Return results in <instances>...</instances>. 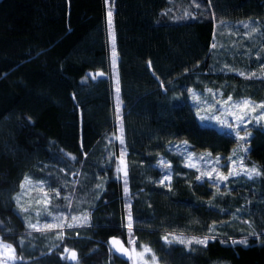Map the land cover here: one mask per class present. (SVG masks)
Here are the masks:
<instances>
[{"label": "trees", "instance_id": "trees-1", "mask_svg": "<svg viewBox=\"0 0 264 264\" xmlns=\"http://www.w3.org/2000/svg\"><path fill=\"white\" fill-rule=\"evenodd\" d=\"M248 33L264 61V0H0V239L15 248V264H75L62 258L65 248L79 264H130L109 251L112 237L130 251V238L137 250L147 245L159 264H264V129H253L245 157L262 173L258 181L230 183L228 191L197 180L175 150L187 142L194 152L226 156L238 144L201 124L190 97L208 87L264 101V77L249 72L261 63H232L231 46L247 44ZM97 72L105 75L93 79ZM122 152L127 194L123 173L114 172ZM168 173L170 187L160 183ZM25 177L43 182L52 215L88 214L89 222L65 228L63 239L60 228L29 229L15 200ZM153 193L165 199L160 213ZM29 220L53 224L48 216ZM171 234L216 239L207 247L168 244ZM244 239L247 246L231 242Z\"/></svg>", "mask_w": 264, "mask_h": 264}, {"label": "rangeland", "instance_id": "rangeland-1", "mask_svg": "<svg viewBox=\"0 0 264 264\" xmlns=\"http://www.w3.org/2000/svg\"><path fill=\"white\" fill-rule=\"evenodd\" d=\"M109 9L111 8L108 7L107 13ZM112 20H113V14H112ZM106 21H107V18H106ZM107 35H108V45H109V52H110L111 77H112L114 92L116 94L117 77H118V56L116 57V64L115 66H113L112 43L109 38L108 23H107ZM249 35L250 33L246 35L248 36L247 44H243L244 41H236L231 46L232 63L236 64V59L240 57H253L255 62H259L261 64L258 65L256 63V66H255L256 71H254V69H250L249 71L250 74L255 73V75L264 77V61H262L261 59V57H263V55H261L262 52L261 51L254 52L255 50H257V49H254L256 42H254V39H252L253 37ZM231 36L233 39L235 35L234 36L231 35ZM115 51H116V39H115ZM222 68L225 69L227 67L223 65ZM228 68L230 69L231 67H228ZM239 71L242 72L241 68ZM249 72L246 71L245 73H249ZM209 89H211L212 91L209 92L208 91ZM228 97L229 96L223 95L222 89H213V88L207 87L205 88L204 92L201 94L195 91H192V96L190 97V100L194 105L195 112H196L199 122L201 124L214 126L218 128L219 130L229 133L238 139V144L236 145V147L233 149V151L230 154L226 156L212 155V154L208 155L210 154L208 152H194L189 148V145L187 143L185 144L184 142L175 146V150L178 153H180V155L184 158L186 165H188V163L190 162L197 165V167H194V169L197 170L199 175L201 172L212 171L213 167H215L216 172H220V173H223L224 175H227L230 167H232V164L228 159L229 157H231L233 161L237 162L236 163L237 169H239L240 167L252 168L253 166H255L254 164H248L245 161L247 151H242V149L248 150L249 148L248 142L250 140V137L252 135L254 128L264 129V119L258 120V118L261 117L262 114H264V108L257 107V105L264 104V101L258 102L248 97H243L240 99H234L232 97V100L229 101L228 104H225L224 101H227ZM244 99L250 100L252 102V104L248 108H237L234 106ZM253 108L255 109V111L252 110ZM232 113H235L237 116H241L243 118L244 123L241 124L239 129H234V128L230 129L226 127L224 124H221L219 120L216 119V117H219L220 120H226L228 124L240 123V121L235 119V116H233ZM237 131H239L240 136H245L246 139L244 140L239 139V137H237L235 134ZM189 153L192 154L193 156V159L191 161H189L187 158ZM201 157H203V159H200ZM216 157L220 158L219 162L216 161ZM241 160L243 161L242 165L240 164ZM116 168L117 166H114V172L117 176ZM216 172H213V177H215ZM258 179H259V176H255L250 179L242 174L241 176H238L235 178L230 177L229 180L227 181H214L213 179H210L208 177H203L200 180L211 183L212 186H214V188L217 191H219L220 189H224L225 191H228L230 189V183L235 184V182L236 183L241 182V180L245 182H257ZM22 183H24V181ZM217 185L219 186V190L217 189ZM17 196H19L20 198L19 204H17V201H16L17 211L23 216L27 224L30 222L29 219L31 218L32 215H34L38 219L39 217L41 218L46 217V216L52 217L51 222L53 224L61 223L60 220L55 219L57 215H52V213L50 212V207L48 206V203L45 205L44 203L45 199H47L48 201L49 198L48 196L47 197L44 196V190L40 188L38 183H35L32 181V183L26 186L25 189H20V191L16 194L15 198ZM164 201L165 199L161 195L157 193L151 194L150 202H151L152 209L154 210L155 213H160L162 209H164L165 207ZM21 208H26L27 211L26 212L21 211L20 210ZM37 213H39V215H37ZM61 217L63 218V223L65 224V227L61 229V231H63L65 228H67V224L73 223L74 221L70 217L66 221V219L68 218L67 215H62ZM173 235L182 236V238L184 239H190L192 237L202 238L205 236V235L199 236V235H187V234H171L169 236L170 240H172ZM0 242L4 244H9L8 242H5L2 239H0ZM136 251L137 252L142 251V246L140 250L136 249ZM2 258H4V261H6V264L11 263V260L7 256H4ZM144 260L148 261V264H152L151 253L145 255ZM130 264H143V262L139 260V258L135 257V255L133 254V259L130 260Z\"/></svg>", "mask_w": 264, "mask_h": 264}, {"label": "snow or ice", "instance_id": "snow-or-ice-1", "mask_svg": "<svg viewBox=\"0 0 264 264\" xmlns=\"http://www.w3.org/2000/svg\"><path fill=\"white\" fill-rule=\"evenodd\" d=\"M107 23H108V28H109V38H110V41L112 43V63H113V66H115L117 53L115 51V30H114V25H113V20H112V11H111V9H109V11L107 13ZM245 27H247V25H245ZM213 47H215V45H213ZM150 64H151V62L149 61V65ZM239 74L241 76L244 75L243 72H240ZM104 75L105 74L103 72H97L95 74H92V78L95 79L96 77L104 76ZM251 75H255V73H253ZM87 78L88 77H85V79H87ZM119 91H120V89H119V80H118V77H117V86H116L117 99L119 98ZM208 91L211 92L212 90L209 89ZM197 99H198V97H197ZM231 100H232V97L229 96L228 100L224 101V103L228 104V102L231 101ZM251 104H252V102L250 100L244 99V100H241L238 104H236L234 106L237 107V108H248ZM257 107L264 108V104L257 105ZM252 110L255 111L254 108ZM117 112L119 113V104H117ZM232 115L235 116V119L240 121V123L228 124L226 122V120H220L219 117H216V119L219 120V122L221 124H224L226 127L230 128V129H232V128L239 129L241 124L244 123L243 118L241 116H237L235 113H232ZM259 119H264V114H262V116L259 117L258 120ZM120 131H121V136L117 137V139H119L121 145H123L124 141H123V138H122V133H123L122 123H121ZM235 134L241 140L246 139L245 136H240L239 131H237ZM249 135H250V133H249ZM184 143L186 144L187 142H184ZM242 151H247V149H242ZM125 154H126L125 152L121 153L120 162L117 165L116 173H117V177L118 178L120 176V173L121 172L123 173L124 192H125V194H127V192H128V188H127V175H128V173H127V166H126V164L124 163V160H123V157H124ZM234 154H235V152H234ZM68 155H69V157H71V154H68ZM208 155H211V154H208ZM71 158L75 159L74 157H71ZM187 158H188L189 161H191L193 159L192 154L189 153ZM200 159H203V157H201ZM219 159H220L219 157H216V161L217 162H219ZM228 159L231 162L232 167H230L227 175H224L223 173H220V172H216L215 167H213L212 171L201 172L200 175L197 176V180H200L203 177H208L210 179H213L214 181H227V180H229L230 177L231 178H235V177L241 176L242 174L244 176H246V177L251 179V178H253L255 176H260L262 174L260 172V170L258 168H256L255 166H253L252 168L240 167L239 169H237V167H236V163L237 162L233 161L231 157H229ZM242 163H243V161L241 160L240 164L242 165ZM159 165L161 167H163L164 169H168V168L171 167V164L168 163V162H165L163 159H161L159 161ZM187 166L190 167V168L197 167L196 164L191 163V162L188 163ZM213 172H216L215 177H213ZM171 179H172L171 173H168V174H166L163 177V179L160 181V183L162 185H164L165 181H168L169 183L167 185H165V186L170 187ZM31 183H32L31 179L29 177H25L24 178V183L21 184V189H25L26 186L30 185ZM39 186L42 189L43 188V182H39ZM98 187H99V185H98ZM217 189L219 190V186L218 185H217ZM56 195L59 196V192L58 191L56 192ZM44 196L47 197V193H44ZM15 199L17 201V204H19V199H20L19 196H17ZM44 203H45V205L48 203L47 199H45ZM128 208H129V211H128V214H127L126 229L128 231L129 237H131V233H132V215H131V205L130 204L128 205ZM20 210L24 211V212L27 211L26 208H21ZM37 215H39V213H37ZM55 219L60 220L61 223H59V224H47V225L38 226L37 224L29 222L28 223V228L32 229V230H35V231H40V232H43L45 230H49V229H52V228L63 229L65 227V224L63 223V218L61 216H57V217H55ZM89 219H90V217H89L88 214H85L83 217L73 216L72 220L73 221H79V223L78 224L69 223V224H67V227L68 228H72V227H76V226H81L82 227V226H84V224H87L89 222ZM0 224H2V221H0ZM214 227L215 226L213 225L212 227L209 228V233L213 232ZM29 235H31V232H29ZM57 238L58 239H63L64 238L63 231L58 233ZM163 239L168 244H171L173 241H176V242H178L180 244H183V245H186V246H191L193 243H195L197 245H201V246L207 247L209 241L210 240H215L216 236L215 235H205L202 238H200V237H192L190 239H184V238H182V236L173 235L172 240H169L168 236L163 237ZM231 242L233 244L239 243V244H243L245 246L248 245L247 239L240 240V241L233 240ZM19 243L23 244V240H20ZM109 245H110V248H109L110 252H114L117 255L124 256L127 259H129V260L133 259V254H134L135 257L139 258V260H141L143 262V264H148V261L144 260V257H145V255L151 253L152 264H158L157 257L155 255V253H153L151 248H149L147 245H142V251H140V252L136 251V249H135V240L134 239H131V238L129 239V245L131 246V252L129 251V248L124 247L123 241L119 240L116 237L110 238ZM63 251L66 254V256H62V258L69 259L71 261H74L75 264H79L78 253L75 250H71V249L65 248ZM4 256H7L10 260H12L13 264H15V261L18 259L16 257V255H15V248L12 245L4 244V243L0 242V257H4ZM19 259H22V258H19ZM0 264H6V262L3 261V260H0Z\"/></svg>", "mask_w": 264, "mask_h": 264}, {"label": "water", "instance_id": "water-1", "mask_svg": "<svg viewBox=\"0 0 264 264\" xmlns=\"http://www.w3.org/2000/svg\"><path fill=\"white\" fill-rule=\"evenodd\" d=\"M119 239V238H118ZM120 240V239H119ZM122 241V240H121ZM123 245H124V247H126L127 248V246L124 244V242H123ZM109 247H110V245H109ZM130 251V250H129ZM115 256H117V257H119L120 259H124V260H128L126 257H124V256H121V255H117V254H115L114 252H112Z\"/></svg>", "mask_w": 264, "mask_h": 264}, {"label": "crops", "instance_id": "crops-1", "mask_svg": "<svg viewBox=\"0 0 264 264\" xmlns=\"http://www.w3.org/2000/svg\"><path fill=\"white\" fill-rule=\"evenodd\" d=\"M2 260L4 261V258H2ZM9 264H13L12 260H11V263H9Z\"/></svg>", "mask_w": 264, "mask_h": 264}]
</instances>
